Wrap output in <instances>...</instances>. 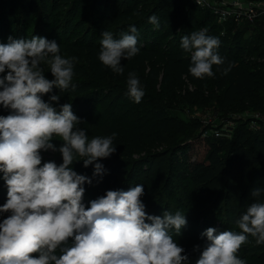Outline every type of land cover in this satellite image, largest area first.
I'll list each match as a JSON object with an SVG mask.
<instances>
[{
  "label": "clouds",
  "instance_id": "clouds-1",
  "mask_svg": "<svg viewBox=\"0 0 264 264\" xmlns=\"http://www.w3.org/2000/svg\"><path fill=\"white\" fill-rule=\"evenodd\" d=\"M148 22L159 25L156 15ZM220 43L206 30L181 37V48L190 53L188 71L193 77H213V65L225 63L218 52ZM139 52L135 25L118 39L111 31H102L98 59L114 73L123 74L121 60ZM76 60L63 56L60 45L45 37H9L8 43H0V74L6 73L0 76V106L9 110L0 115V173L7 187L0 213H9L0 222V264H190L172 235L187 225L185 214H148L141 199L144 185L107 190L89 206L83 203L84 185L106 173L98 161L116 151L117 133L89 140L86 130L78 127L83 121L71 103L59 104L58 94L47 102L42 98L53 88L75 90ZM42 65L48 66L53 79L46 77ZM230 69L231 65L224 68L223 74ZM126 94L135 103L145 95L134 72L128 74ZM54 137L62 141L59 147L52 143ZM49 150L61 154V164L42 163L41 152ZM77 161L85 168L93 166L91 178L73 170ZM262 193L264 188L251 190L256 199L235 220L239 231L209 227L201 233L206 242L202 250L195 247L199 251L195 264H246L238 252L249 236L256 245L264 244Z\"/></svg>",
  "mask_w": 264,
  "mask_h": 264
},
{
  "label": "trees",
  "instance_id": "trees-1",
  "mask_svg": "<svg viewBox=\"0 0 264 264\" xmlns=\"http://www.w3.org/2000/svg\"><path fill=\"white\" fill-rule=\"evenodd\" d=\"M163 3L164 0H156L147 6L146 0H0V43H8L9 37L30 39L32 36H40L55 40L66 58H77L72 80L75 90L71 86L61 92L53 88L52 93L42 98L47 102L50 95L58 94L60 99H64L61 104L71 103L73 113L83 121L78 127L86 130L89 140L95 136L117 133L113 140L116 151L109 158L98 161L106 169L102 178L93 179L99 188H106L110 183L118 179L123 181L124 178L129 188L134 187L142 181L140 173L145 166L152 164L158 156H169L172 164H183L192 169L197 192L212 184V191L206 201L211 200L214 204V213L219 211L218 216L223 219V231H239L235 220L256 199L251 196V190L264 188L262 134H255L253 144L256 152H253L248 149V132L238 127L231 139V155L225 162L221 154L226 141H221L207 152L205 161L198 163L191 159L190 152L191 147L200 142L199 139L187 142L176 140L177 136L186 133V124L166 112L165 107L160 106L161 101H158L159 105L155 102L146 103L153 106L149 109H144L142 104L118 109L121 106V93H113L106 87L105 78L113 71L98 59L101 33L104 30L111 31L114 38L118 39L122 32L128 30L129 25H135L140 52L130 60H121L124 76L128 77L130 72L152 60L163 61L168 84L186 78L202 88L211 82L219 93L220 105L226 109L232 110L237 102L247 101L253 110L264 113V97L261 96L264 81L257 77L249 61L241 59L236 45L225 42L229 35L219 39L221 43L218 52L225 58V63L221 66L213 65V77L197 79L189 73L190 53L181 48L180 42L183 35L190 33L165 27L167 16L162 9ZM193 5L194 8H200L195 2ZM137 11L139 15L135 14ZM210 14L217 19L214 14ZM152 15L157 16L158 26L148 22V17ZM243 24L249 22L244 21L239 25ZM225 25L238 26L233 21ZM260 27L264 36L261 24ZM230 65V71L223 74V69ZM8 114L9 110L0 106V115ZM158 148L161 149L156 151ZM138 152L142 155L135 157ZM71 167L78 174L92 177V165L85 168L82 161H77ZM125 168L127 173L124 174ZM221 170L227 175L222 186L213 183ZM175 175L182 176L179 171ZM2 176L3 173H0V205L7 200V187ZM84 187V196L88 202L98 198L87 192L86 184ZM226 189H235L233 199H227L226 196L223 198ZM259 199L264 201V193ZM204 204L201 202L199 206ZM201 233L173 237L185 249L190 264H195L199 257L195 247L199 245L202 250L206 242V237H202ZM248 241H251L249 247L243 246L244 255L239 258L244 259L246 264H264V244L256 245L255 239L250 236Z\"/></svg>",
  "mask_w": 264,
  "mask_h": 264
},
{
  "label": "rangeland",
  "instance_id": "rangeland-1",
  "mask_svg": "<svg viewBox=\"0 0 264 264\" xmlns=\"http://www.w3.org/2000/svg\"><path fill=\"white\" fill-rule=\"evenodd\" d=\"M156 0H146L147 6H151ZM192 0H164L163 11L167 16V25L171 30L182 29L184 31H200L206 30L209 35L218 37L220 40L226 35L225 42H230L239 50L241 59L249 61L251 68L259 79L264 81V36L261 33V27L258 22L243 24L238 26H228L225 23H220L209 11L200 7L194 8ZM193 16V18H191ZM28 31H30L28 29ZM235 35V37H231ZM6 44V43H5ZM240 48V49H239ZM45 75L48 79H53L49 68L42 65ZM140 81V86L144 89L145 95L140 103H135L128 97L127 93V78L123 74L110 73L105 78L106 86L113 93H121L122 100L118 109H122L128 105L139 106L142 104L144 109L153 108L146 104L155 102L160 106H164L166 112L184 121L186 124V133L176 137L180 142H187L194 138L199 139V143L191 147L190 156L196 162H202L206 159L207 152L215 147L221 141H226V145L222 151V159L225 162L231 155V139L238 127H242L249 134L250 143L248 149L256 152L253 138L255 134H262L264 137V121H249L250 116L254 113L252 107L247 101H239L232 110H228L220 105L218 101L219 93L215 91L211 82H208L202 88H198L186 78L180 81H174L168 84L166 80V72L164 70L163 61L152 60L146 63L143 67L134 71ZM168 95H171L169 97ZM261 96L264 97V90L261 91ZM64 99L59 100V104ZM54 106H58L54 103ZM248 117V118H247ZM261 137V136H260ZM57 139V140H56ZM54 137L52 143L57 147L62 144V141ZM161 148H158V151ZM162 154V153H160ZM43 157L42 163L54 161L57 165L62 163V156L59 152L51 150L41 152ZM142 155L140 152L135 154V157ZM179 171L182 176H176ZM127 168L123 170L127 173ZM219 175L215 176L213 183L221 186L227 180L226 174L221 170ZM142 181L145 194L141 197L146 205V212L150 215H161L164 211H169L175 214L177 211L185 214L187 225L182 228L181 233L172 232L173 237L204 232L209 227H214L217 232L223 231V219L218 216L219 211L214 213L215 206L211 200L206 201L209 193L212 191V184L207 185L203 191L197 192L198 186L194 184V175L192 169L187 165L172 164L169 156H158L149 166H145L142 170ZM125 177V176H124ZM96 182L88 187L87 192L92 194V197L103 196L107 190H128L125 178L110 183L106 188H99ZM243 187V185L241 186ZM235 189L225 190L223 198H234ZM99 195V196H97ZM94 200V199H93ZM221 199V203H222ZM204 202V206H199V203ZM85 206H89L86 196L83 197ZM221 206V205H220ZM218 206V207H220ZM9 213H0V222L7 217ZM241 246L238 256L244 255L243 246Z\"/></svg>",
  "mask_w": 264,
  "mask_h": 264
},
{
  "label": "built area",
  "instance_id": "built-area-1",
  "mask_svg": "<svg viewBox=\"0 0 264 264\" xmlns=\"http://www.w3.org/2000/svg\"><path fill=\"white\" fill-rule=\"evenodd\" d=\"M198 6L209 10L220 23L258 22L264 30V0H192ZM249 121H264V113L253 111ZM248 118V117H247Z\"/></svg>",
  "mask_w": 264,
  "mask_h": 264
}]
</instances>
